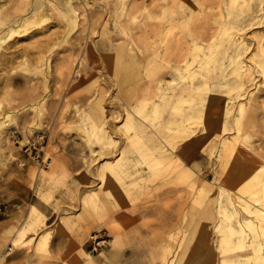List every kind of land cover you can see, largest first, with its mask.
Segmentation results:
<instances>
[{
    "label": "rangeland",
    "instance_id": "obj_1",
    "mask_svg": "<svg viewBox=\"0 0 264 264\" xmlns=\"http://www.w3.org/2000/svg\"><path fill=\"white\" fill-rule=\"evenodd\" d=\"M0 1L7 2L5 9L18 21L24 2ZM37 1L46 7L44 20L35 18L20 35L0 45V123L4 124L0 128V264H162L163 256L172 254L178 245L174 234L180 217L185 227L180 224L183 250L190 258L196 256L195 237L219 221L212 216L216 204L208 192L200 191V182L154 180L124 196H106L114 184L103 186L100 177L102 166L117 161L119 148L128 146L114 131L124 126L123 109L134 107L147 93L148 64L137 62L136 48H129L130 36L137 41L142 25L148 26L145 8L153 0H125V4L119 3L123 0H94L89 7L82 4L93 0H81V7L74 5L77 12L67 3L69 12L64 15L48 6L50 0ZM204 2L211 1L200 0ZM82 8L88 15L86 24L80 16ZM259 31L264 32V25L253 29ZM256 82V91L254 85L249 88L256 98L247 105V110L253 109L252 116L244 124L253 145L264 150V81L258 75ZM96 99L105 108L106 129L119 143L117 148L91 134L86 115ZM208 133L215 135L213 143L198 146L202 157L190 161L199 165L217 194L222 185L213 174L216 154L210 157L209 151L233 132ZM144 144L152 142L145 139ZM94 150L102 153L97 157ZM56 164L66 175L56 186L46 184L41 193V172ZM234 181L223 178V186L236 196L238 183ZM261 190L258 187V195ZM169 191L175 193L165 198ZM83 237L85 243H81ZM214 239L220 240L221 235L216 232Z\"/></svg>",
    "mask_w": 264,
    "mask_h": 264
},
{
    "label": "bare ground",
    "instance_id": "obj_2",
    "mask_svg": "<svg viewBox=\"0 0 264 264\" xmlns=\"http://www.w3.org/2000/svg\"><path fill=\"white\" fill-rule=\"evenodd\" d=\"M5 1H21L24 4L20 7L22 16L17 21L11 11L5 9L7 2L0 1L1 46L20 35L22 28L28 27L32 20H44L46 15L43 1ZM213 1L216 2L149 1L145 8L149 24L142 25L137 41L130 36L129 48V51L136 48L137 62L146 61L148 64L147 93L141 95L134 107L123 109L124 126L114 131L125 139L128 146L123 150L119 148L120 158L117 161H107L102 166L100 177L103 186L114 184L104 194L106 196H124L137 188H145L150 181L168 180L169 183L173 179L178 182L192 179L195 185L200 182V191L208 192L211 203L216 204L215 210L212 208L215 211L212 216L218 218V223L211 229L203 230L199 238L195 237L198 252L190 258L189 252L183 250L184 225L180 223V217L175 225L176 233L171 234L178 238V242L168 236L178 245L172 254L168 250L172 256L170 259L169 254L163 256L164 264H214L216 261L218 264H264V150L262 146L253 145V136L244 124L252 116L253 109L247 110V105L256 101L253 91L259 87L257 76L264 81V32H253V29L264 25V0ZM93 2L82 4L81 0H50L48 6L64 15L69 12V8L65 9L67 3L89 7ZM74 7L72 10L76 11L77 7ZM105 8L104 12L107 11ZM81 13L86 24V9L82 8ZM248 36H251V46L247 43ZM70 61L74 63V60ZM85 61L86 57L80 61L81 66L85 65ZM252 85L255 87L253 91L249 90ZM104 110L102 102L96 99L86 115L91 134L95 140L107 139L108 145L117 148L119 143L106 129ZM213 130L218 136L233 132L231 138L222 137L219 146L213 144L209 151L210 157L216 154L217 170L213 174L217 184L222 185L217 194L214 184L203 176L199 165L190 161L202 157L198 155V146L206 141L213 143L215 135L208 133ZM104 134H109L108 138ZM145 139L152 145H145ZM101 153L93 151L97 157ZM65 175V169L57 164L48 172L42 171L40 192L46 184L58 185ZM227 177L238 183V192L243 195L236 193L234 196L223 186V178ZM245 179L248 181L240 184ZM258 187H262L261 195L256 192ZM170 192L180 194L179 190L169 191L165 198H169ZM216 232L221 235L220 240L214 239ZM85 239L83 237L81 243ZM228 254L232 258L228 259Z\"/></svg>",
    "mask_w": 264,
    "mask_h": 264
}]
</instances>
